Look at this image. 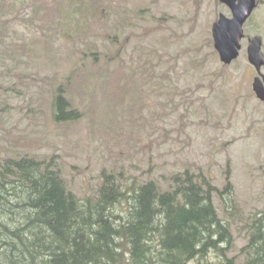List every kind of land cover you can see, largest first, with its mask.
I'll return each instance as SVG.
<instances>
[{
  "label": "rangeland",
  "instance_id": "1",
  "mask_svg": "<svg viewBox=\"0 0 264 264\" xmlns=\"http://www.w3.org/2000/svg\"><path fill=\"white\" fill-rule=\"evenodd\" d=\"M77 1H64L57 24L29 0L0 8V163L52 158L79 198L96 195L102 171L125 185L185 169L219 188L228 180L233 216L217 195L213 203L231 226L235 255L245 218L264 213V101L252 91L246 51L258 34L264 54V0L227 65L211 35L220 13L231 17L219 0H106L97 13ZM60 83L72 85L79 120L52 119ZM220 260L210 252L190 264Z\"/></svg>",
  "mask_w": 264,
  "mask_h": 264
},
{
  "label": "trees",
  "instance_id": "2",
  "mask_svg": "<svg viewBox=\"0 0 264 264\" xmlns=\"http://www.w3.org/2000/svg\"><path fill=\"white\" fill-rule=\"evenodd\" d=\"M64 1L27 4L57 24ZM105 2L78 0L75 8L97 13ZM96 64L92 59L99 72ZM71 91L72 85L54 87L50 112L55 122L81 118ZM101 178L94 197L79 198L52 158L5 157L0 163V264H190L210 252L221 257L217 264H264V213L245 218L246 242L228 256L234 246L231 226L213 203L217 195L233 216L228 180L219 188L207 174L189 169L127 185L113 172L102 171Z\"/></svg>",
  "mask_w": 264,
  "mask_h": 264
},
{
  "label": "water",
  "instance_id": "3",
  "mask_svg": "<svg viewBox=\"0 0 264 264\" xmlns=\"http://www.w3.org/2000/svg\"><path fill=\"white\" fill-rule=\"evenodd\" d=\"M229 7L231 17H226L222 13L212 24L211 35L213 46L219 55L220 61L227 65L238 57L241 48V40L244 37L243 25L257 5L256 0H219ZM262 38L254 35L249 39L247 45V60L251 64L257 75L251 83L255 97L264 101V54L261 50Z\"/></svg>",
  "mask_w": 264,
  "mask_h": 264
},
{
  "label": "flooded vegetation",
  "instance_id": "4",
  "mask_svg": "<svg viewBox=\"0 0 264 264\" xmlns=\"http://www.w3.org/2000/svg\"><path fill=\"white\" fill-rule=\"evenodd\" d=\"M251 66V65H250ZM252 67V66H251ZM253 68V67H252ZM254 69V68H253ZM255 71V70H254ZM255 73H256V71H255ZM257 75V73L255 74V75H253V78L255 77ZM254 93V92H253Z\"/></svg>",
  "mask_w": 264,
  "mask_h": 264
},
{
  "label": "bare ground",
  "instance_id": "5",
  "mask_svg": "<svg viewBox=\"0 0 264 264\" xmlns=\"http://www.w3.org/2000/svg\"><path fill=\"white\" fill-rule=\"evenodd\" d=\"M45 1V0H44Z\"/></svg>",
  "mask_w": 264,
  "mask_h": 264
}]
</instances>
